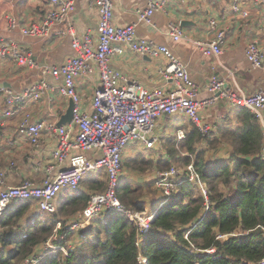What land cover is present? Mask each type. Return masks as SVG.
I'll return each mask as SVG.
<instances>
[{"label": "crops", "instance_id": "crops-1", "mask_svg": "<svg viewBox=\"0 0 264 264\" xmlns=\"http://www.w3.org/2000/svg\"><path fill=\"white\" fill-rule=\"evenodd\" d=\"M69 1L74 3L75 11L65 22L50 26L44 35L28 36L24 35L22 30L33 24H43L50 9L49 0H0V40L14 43L19 48L28 50L37 64V68H29L17 65L13 57L0 60V171H6V183L9 186L19 185L24 180L41 184L46 177H55L61 170L53 157V151L57 149L59 142V137L54 129L46 127L42 131L39 146L33 145L26 136L18 133L17 127L25 110L32 112L33 122L67 127L77 133L73 119H65L72 101L59 91L63 78L45 74L44 69L53 66L59 67L68 59L78 56L80 49L73 46L74 41L81 43L87 35H90L93 44H95L99 35L100 15L98 9L92 4V0ZM111 1L113 3V22L116 26L136 25L138 37L167 46L179 60L186 64L190 76L197 86L199 99L203 100L211 96L207 84L213 75L219 76L232 93L239 94L242 89L246 93L252 94L264 88V69L254 68L246 57V49L253 42L259 44L264 50V0H247L244 5L249 10L248 18L233 12L229 0H159L161 7L152 16L150 24L139 21L137 16L138 10L148 8L149 0ZM212 19L217 21L218 28L224 30L226 34L222 43L224 53L220 58L205 55L203 50L195 47L190 41H175L171 35V26L175 25L190 38L210 40L215 34L210 26ZM11 20L17 21V28L10 27ZM166 64L167 60L164 57L140 55L128 48L122 55L112 56L109 61V66L113 70L120 72L130 81L138 82L143 89L160 88L169 91L174 86V81L165 79L160 73V69ZM90 65L92 72L79 76L75 80L76 90L81 101L80 110L87 114L93 112L92 100L96 89L101 84L96 62L92 60ZM230 73L233 75L231 76ZM41 81H45L53 89H46L39 101L33 104L28 102V105L23 108V103H17L15 115L6 116V93L4 90L10 89L14 94H20L27 88L38 85ZM5 83H9L10 86L4 87ZM233 108L235 107L229 105L226 100H220L205 112L204 119L211 126V130L215 132L213 134L219 139L220 144L228 147L227 150L225 148L227 154L221 156L222 158L216 157L213 161L228 158L233 151L231 144L224 141L219 133V127L226 129L236 127L238 119ZM172 118L180 120V123L171 122ZM179 127L188 132L191 130L192 124L184 115L177 114L162 118L155 128V134L159 139L155 148L147 150L142 144L134 142L127 147L124 161L128 160L130 163L138 157L145 156L154 162L152 175L147 174L143 177L138 173L139 175L133 180L136 185L144 188L145 194H148L150 189H155L160 193V190L153 184L154 179L159 181V172L164 170L159 169L160 165L166 160L171 164L176 162L177 156L174 157L168 152V146L174 145L176 131ZM72 152L79 153L78 151ZM84 154L91 160L99 159L102 156L101 151L97 149H92ZM50 165L54 166L51 172L48 170ZM102 175L106 179L103 169L98 171L97 175L92 172L76 191L70 189L62 191L56 199L59 213L66 217L67 214L62 211V207L70 196L78 194L81 190L88 191L84 183L94 177L100 180ZM161 196L160 198L159 194L155 200L150 199L148 195L145 198L151 202L160 198L159 202L161 203L163 193ZM14 203L9 208L17 204ZM144 203L146 205V202ZM156 205L147 211L155 213ZM39 214L44 213L38 209L35 203H32V208L27 213L28 219L25 218L26 223L27 221L32 222L34 217ZM69 239L71 245L74 246L80 244L81 241L75 233L71 234Z\"/></svg>", "mask_w": 264, "mask_h": 264}, {"label": "built area", "instance_id": "built-area-1", "mask_svg": "<svg viewBox=\"0 0 264 264\" xmlns=\"http://www.w3.org/2000/svg\"><path fill=\"white\" fill-rule=\"evenodd\" d=\"M232 11L239 13L244 18L249 17V10L245 7L247 0H229ZM257 1V0H256ZM50 9L42 25H32L23 29V33L29 36L44 35L48 28L54 24L63 23L75 10L74 4L69 0H49ZM100 15L98 44L93 48V40L90 35L84 38L83 43L74 41L73 46L80 49L77 58L68 60L65 64L57 67H47L45 74L55 78L62 77L63 83L59 88L60 93L73 100V118L77 133L67 127H56L53 124L46 125L44 122H33V114L25 110L17 127L18 132L36 145H40L42 131L49 127L54 129L59 137V144L53 151V157L58 162L61 170L55 177L47 178L41 184H35L24 180L23 184L16 187H7L5 176L0 172V214L3 209L14 199H38L44 210L53 212L55 207L53 199L63 189L79 187L81 180L94 172L97 168L105 166L110 176L109 191L105 194L92 197L87 208L79 214L74 227L79 228L106 209L121 208L120 202L115 197L114 188L121 169L122 150L130 143L142 144L145 149L154 148L157 137L154 131L158 120L164 115L183 113L199 125L203 132L210 130V125L205 122V112L214 103L226 100L232 107L243 106L253 112L261 125L264 127V88L246 93L240 89V93H232L220 79L213 76L208 82L210 97L199 99L197 86L192 81L186 64L176 58L165 46H159L147 40H140L135 35V27H116L113 24V6L111 0H93ZM159 0H149L148 8L138 10L137 16L140 21L151 23L152 16L160 9ZM11 28L18 27V23L12 20ZM210 26L215 34L210 40H196L185 35L178 26H171V35L175 41L187 40L194 44L208 56L220 58L224 49L222 43L225 40V31L218 28L217 21L212 19ZM129 47L132 51L152 57L163 56L168 63L160 69L161 75L168 80L174 81V86L169 91L163 89L147 90L137 84L126 83L123 76L109 67L110 58L124 52L122 46ZM13 57L17 65L29 68H37L31 52L19 48L14 43L0 40V60ZM246 57L256 69H264V50L257 43H251L246 49ZM95 61L100 69L101 84L96 89L92 100L93 113L87 114L80 110V97L76 90L75 80L82 75L92 72L91 61ZM232 76L233 74L230 73ZM1 78V74H0ZM53 89L45 81L38 85L27 88L20 94H14L12 90L5 89L6 107L5 114L8 117L16 113L17 103H23L22 108L39 101L46 89ZM180 138L183 134L180 133ZM78 151V155L70 156L69 151ZM91 149L101 151L102 156L98 162L90 161L84 153ZM264 159V153H263ZM67 162V164H65ZM54 166L50 165L51 172ZM191 180H195L192 165ZM179 171L172 167L168 172L161 175L157 182L167 195H171L175 188L172 178ZM200 195L204 199V211L209 209L211 201L207 190L200 188ZM143 221L140 226L148 228L150 219L142 220L141 215L136 216ZM236 233L218 234L217 239L226 240ZM60 238H63L61 236ZM209 253L215 249L206 250Z\"/></svg>", "mask_w": 264, "mask_h": 264}, {"label": "trees", "instance_id": "trees-1", "mask_svg": "<svg viewBox=\"0 0 264 264\" xmlns=\"http://www.w3.org/2000/svg\"><path fill=\"white\" fill-rule=\"evenodd\" d=\"M232 110L238 119L236 127H219L222 139L233 149L228 158L208 159L205 150L219 139L212 130L209 137L207 133L203 135L193 124L186 138L176 139L172 149H168L172 156H177L176 162H194L209 191L211 204L207 211L199 188L185 181L155 210L145 231L125 214L113 212L92 219L80 229V244L63 243L68 247V256L62 252L47 254L37 264H264V160L261 157L264 130L256 115L246 107L237 106ZM204 144L207 146L203 149ZM129 165L140 170L152 168L154 162L143 156ZM170 165L166 160L159 169ZM123 166L124 162L122 169ZM84 184L88 191L71 195L62 207L67 214L64 218H74L94 194L104 192L107 176L105 181L94 177ZM116 195L127 209H146L145 191L141 186L120 182ZM31 208V202H21L0 216V264H21L34 253L36 245L54 233L59 220L58 232L64 233L69 242L71 234L74 235L66 226L68 220L54 217L59 208L54 215L39 214L26 223ZM69 208L73 210L68 211ZM230 233L236 235L217 239L218 234ZM209 249L215 251L209 253L206 251Z\"/></svg>", "mask_w": 264, "mask_h": 264}, {"label": "bare ground", "instance_id": "bare-ground-1", "mask_svg": "<svg viewBox=\"0 0 264 264\" xmlns=\"http://www.w3.org/2000/svg\"><path fill=\"white\" fill-rule=\"evenodd\" d=\"M112 2V1H111ZM73 3V2H72ZM74 4V3H73ZM92 4L94 5V3H93V0H92ZM95 6V5H94ZM112 6H113V3H112ZM75 7V6H74ZM96 7V6H95ZM97 8V7H96ZM75 11V10H74ZM73 11V12H74ZM72 12V13H73ZM71 13V14H72ZM70 14V15H71ZM69 15V16H70ZM68 16V17H69ZM68 19V18H67ZM113 19H114V17H113ZM139 19V18H138ZM99 20H100V18H99ZM12 21V20H11ZM11 21H10V23H11ZM140 21V20H139ZM141 22H143V21H141ZM143 23H145V22H143ZM59 24H61V23H59ZM113 24H114V22H113ZM146 24H150V23H146ZM33 25H38V24H33ZM54 25H57V24H54ZM32 26V25H31ZM30 26V27H31ZM114 26H116L115 24H114ZM128 26H134L135 27V35H136V37L138 38V39H140V40H146V39H143V38H140V37H138L137 36V33H136V25H134V24H132V25H128ZM128 26H125V27H128ZM11 27V26H10ZM116 27H119V26H116ZM125 27H120V28H125ZM17 28V27H16ZM26 28H29V27H26ZM14 29V28H13ZM25 29V28H24ZM98 29H99V26H98ZM22 32H23V30H22ZM24 34V33H23ZM25 35V34H24ZM29 36V35H28ZM38 36H40V35H38ZM99 36V35H98ZM98 41L99 40H97V42L95 43V44H93L92 46H93V48H95L96 46H97V44H98ZM147 41H149V42H152V41H150V40H147ZM81 43H83V41L81 42ZM153 43V42H152ZM253 43H256V42H253ZM154 44H156V43H154ZM115 46H122V45H119V44H117V43H115L114 44ZM156 45H158V44H156ZM159 46H164V45H159ZM123 48H124V52H125V49L126 48H128L129 50H131L129 47H125L124 45L122 46ZM165 47H167V46H165ZM168 48V47H167ZM169 49V48H168ZM170 50V49H169ZM132 51V50H131ZM171 51V50H170ZM123 52V53H124ZM134 52V51H133ZM123 53H121V54H118V53H116V54H114V55H122ZM135 53H137V52H135ZM172 53V52H171ZM203 53H204V51H203ZM138 54H140V53H138ZM173 54V53H172ZM205 54V53H204ZM80 55V54H79ZM78 55V56H79ZM113 55V56H114ZM140 55H142V54H140ZM174 55V54H173ZM206 55V54H205ZM78 56H76V57H73V58H70V59H74V58H77ZM147 56H150V55H147ZM175 56V55H174ZM208 56V55H207ZM150 57H152V56H150ZM160 57H163V56H160ZM176 57V56H175ZM112 58V57H111ZM110 58V59H111ZM157 58V57H156ZM165 58V57H164ZM177 58V57H176ZM70 59H68V60H70ZM166 59V58H165ZM67 60V61H68ZM167 60V59H166ZM66 61V62H67ZM110 61V60H109ZM65 62V63H66ZM64 63V64H65ZM167 63H168V60H167ZM97 64V63H96ZM109 64V63H108ZM97 67H98V69H99V66H98V64H97ZM110 67V66H109ZM111 68V67H110ZM112 69V68H111ZM113 70V69H112ZM114 71H116V70H114ZM99 72H100V69H99ZM118 72V71H117ZM120 73V72H119ZM121 74V73H120ZM122 75V74H121ZM123 76V75H122ZM213 76H215V75H213ZM212 76V77H213ZM211 77V78H212ZM123 78L125 79V81H126V83L128 84V83H131V84H137V85H139L140 87H142L138 82H136V81H130V80H128L127 78H125L124 76H123ZM210 78V79H211ZM193 81V80H192ZM225 83V82H224ZM226 84V83H225ZM207 88H208V84H207ZM157 89H160V88H157ZM154 90H156V89H154ZM164 90V89H163ZM164 91H166V90H164ZM67 98H69V97H67ZM71 99V98H70ZM71 101H72V103H73V100L71 99ZM218 102V101H217ZM216 102V103H217ZM216 103H214V104H216ZM213 104V105H214ZM247 108V107H246ZM93 113V112H92ZM91 114V113H90ZM177 114H179V115H184L185 117H187L188 118V120L190 121V123L191 124H193V125H195L197 128H198V130L204 135V134H206V133H208L209 131H211V126H210V130L208 131V132H203L201 129H200V127H199V125L198 124H196V123H194L191 119H190V117L189 116H187V115H185V114H183V113H175V114H172V115H177ZM172 115H164V116H162V117H160V119H162V118H168V117H170V116H172ZM73 119V123H74V118H72ZM159 119V120H160ZM159 120H158V122H159ZM206 122V121H205ZM158 124V123H157ZM209 124V123H208ZM157 126V125H156ZM19 133V132H18ZM180 133H182L183 134V137H181L180 138ZM20 134V133H19ZM154 136L155 137H157V135L155 134V131H154ZM186 138V131H185V129L184 128H182V127H179L178 129H177V131H176V139L178 140V141H183L184 139ZM158 137H157V142H156V144H155V146H154V148L156 147V145L158 144ZM58 144H59V142H58ZM34 145V144H33ZM36 146V145H35ZM129 146V144L122 150V153H121V169H120V172H119V175H118V178H117V181H116V186H115V188H114V194H115V197L118 199V201L120 202V205H121V208H113V209H106V210H104L103 212H101L99 215H97V216H95V217H93L92 219H95V218H97V217H100V216H106V215H109V214H111V213H113V212H119V213H123V214H125L127 217H128V219L130 220V221H132V222H136L138 225H139V227H140V229L142 230V231H145L146 229H143V228H141V226H140V224H141V222H143V221H141V220H139V219H137L136 218V216L137 215H141V219L142 220H148V219H150V222L153 220V218H154V215H155V213L154 212H151V211H134V210H130V209H127V208H125L124 207V205L122 204V202L119 200V198L117 197V195H116V189H117V187H118V185H119V176H120V174H121V172H122V164H123V158H124V153H125V151H126V149H127V147ZM153 149V148H152ZM92 150V149H91ZM95 150V149H94ZM72 151H75V150H73V149H71L70 151H69V154H70V156H75V155H78V153L76 152V153H73ZM90 151V150H89ZM99 151V150H98ZM263 153H264V146H263V149H262V153H261V157L263 156ZM186 155H189L190 156V154H188V153H185ZM86 156V155H85ZM100 159V158H99ZM99 159H96V160H91V159H89L90 161H92V162H94V163H96V162H98V160ZM262 159H263V157H262ZM264 160V159H263ZM56 161V160H55ZM56 163L58 164V162L56 161ZM59 165V164H58ZM192 165V167H193V173L196 175V177H195V180H191V175H192V170H190L189 169V167ZM172 167H175L178 171H179V174L178 175H176V176H174L171 180H172V182L174 183V185H175V188H174V190L178 187V184H180V183H183V182H185V181H189V182H191L192 184H194V185H196L198 188H199V190H200V188L201 187H204L206 190H207V192H208V195H209V191H208V188H207V186H206V184H205V182L201 179V177L199 176V174L196 172V170H195V167H194V162H190L189 164H185V166H183V167H178L177 165H175V164H171L170 165V167L169 168H167V169H164V170H162V171H160L159 172V177H158V179L160 180L161 179V175L162 174H164L165 172H168V171H170L171 169H172ZM104 170V172L106 173V176H107V188H106V190L104 191V192H102V193H97V194H94L92 197H94V196H97V195H101V194H105V193H107L108 191H109V187H110V176H109V172H108V170H107V168L105 167V166H101V167H99V168H97L94 172H98V171H100V170ZM0 172H3V173H5L6 174V176H5V180H6V177H7V173H6V171H0ZM47 178H52V177H46L45 179H47ZM44 179V180H45ZM43 180V181H44ZM84 180V178L81 180V182ZM24 182V181H23ZM23 182L21 183V184H19V185H16V186H20V185H22L23 184ZM81 184V183H80ZM6 186L7 187H16V186H9L7 183H6ZM80 186V185H79ZM1 187V186H0ZM79 188V187H78ZM78 188H76V189H72V188H67V189H70V190H73V191H76ZM162 188V187H161ZM65 189H63V190H61L60 192H58L57 193V195L55 196V198L53 199V205H54V207H55V211H53V212H50V211H47V210H44V209H42V207H41V203H40V200H38V199H14V200H12L8 205H7V207L6 208H4L3 209V211H2V213L0 214V216L9 208V206L12 204V203H14L16 200H25V201H30V202H32V203H35V205H37V207H38V209L42 212V213H44V214H47V215H54V214H56L57 213V211H58V208H57V205H56V199H57V197H58V195L62 192V191H64ZM162 190H163V201H161V203H160V206H162L168 199H169V196L170 195H167L166 193H165V191H164V189L162 188ZM173 190V191H174ZM2 191V189L0 188V192ZM172 191V192H173ZM92 197H91V199H92ZM88 206V205H87ZM87 206L83 209V211L87 208ZM82 211V212H83ZM81 212V213H82ZM204 214H205V212H204ZM78 216H79V214L77 215V216H75L74 218H72V221H70V220H68V221H66L65 223H66V226L67 227H69L75 234L80 230V229H82V228H85L88 224H86V225H84V226H82V227H79V228H75L74 227V225H75V223H77L78 221H77V218H78ZM203 218V217H202ZM91 219V220H92ZM70 221V222H69ZM91 222V221H90ZM61 228V223H60V221H58L57 222V225H56V227H55V229H54V233L49 237V238H47V240L45 241V243H44V245H45V250H43L42 251V254L41 255H39L38 257H36L34 260H32L31 262L32 263H35V264H37L41 259H44L45 258V256L47 255V254H51V253H58V252H62L65 256H68V247H66V246H63L62 244L63 243H66V244H69V245H71V243L69 242V241H67L66 240V235L64 234V233H59L58 231H59V229ZM61 236H63V238H60ZM53 237V238H52ZM50 238H52V239H50ZM185 238H188V233H186L185 234ZM195 251H199L197 248L195 249ZM195 264H200L199 262H196Z\"/></svg>", "mask_w": 264, "mask_h": 264}, {"label": "rangeland", "instance_id": "rangeland-1", "mask_svg": "<svg viewBox=\"0 0 264 264\" xmlns=\"http://www.w3.org/2000/svg\"><path fill=\"white\" fill-rule=\"evenodd\" d=\"M171 122H174L175 124H179L180 123V120H178V119H171L170 120ZM210 132V131H209ZM209 132L207 133V135L206 136H210L209 135ZM174 141H176V137H175V140ZM205 142H206V140H205ZM161 144H162V138H161ZM205 146H202V148L204 149V147H206L207 146V144H204ZM224 144H220L219 142H217L216 141V143H214V145L212 146V147H209L207 150H205L206 151V154H207V157H208V159H212V158H216V157H220V158H222L221 156H224L225 154H227L228 152L226 151L227 149H228V147H225L226 145H224ZM199 147H201V146H199ZM141 149H142V147H140ZM225 148H226V150H225ZM168 149H172V147L171 146H168ZM175 151H176V153H178V150L175 148ZM186 152H184L183 154H185ZM123 162H124V166H123V169H122V172H121V174H120V176H119V183L120 182H122V183H130V184H132L133 186H139V185H136L134 182H133V180H135V178H136V176L137 175H139L138 173H140L141 174V176H145V175H152V168H148V169H134V168H131V167H129L130 165V163H127L128 162V160H126V161H124V158H123ZM172 164H175V165H177L178 167H183V166H185V164H183V163H180V162H173ZM144 170H147V171H144ZM96 173V175L98 174V172H95ZM100 175V174H99ZM87 176H85L84 177V179L86 178ZM102 177V179L103 180H105L104 178H105V176L104 175H102L101 176ZM102 179H100V180H102ZM83 183V182H82ZM153 184H154V186L156 187V188H158L159 190H160V193H159V191H157V190H152V189H150V191H149V193L148 194H145V197H146V195H148V197L150 198V199H154L155 200V197H157L159 194H160V198L162 197L161 196V194L163 193V190H161V188L160 187H158L157 186V181L154 179L153 180ZM152 188V187H151ZM93 193V192H92ZM99 193V192H98ZM160 198H159V200H160ZM159 200H156V201H149V200H147L146 198H145V202H146V211L148 210V209H152L154 206L153 205H156L157 207H159V204H160V202H159ZM163 200V198L161 199V201ZM21 202H26L25 200H16L15 201V203H21ZM150 202V203H149ZM159 202V203H158ZM14 203V204H15ZM155 206V208L157 209V207ZM73 209L72 208H69L68 209V211H72ZM70 215H72V214H70ZM59 216V217H58ZM50 217V216H49ZM54 217H58L57 219H63V220H70V221H72V216H70V217H68V218H64L63 217V214L62 213H59V211H58V213H57V215H55ZM51 218H53V217H51ZM60 221V220H59ZM69 221V222H70ZM79 232V231H78ZM78 232L76 233V235L78 236ZM53 238V237H52ZM52 238H50V239H52ZM47 239H45L44 241H42V242H40L38 245H36V247H35V249H34V254H32V255H30V256H28V257H25L24 258V260L21 262V264H35V263H32L31 261L32 260H34L36 257H38L39 255H41L42 254V251L43 250H45V245H44V243H45V241H46ZM42 245V246H41ZM42 247V248H41Z\"/></svg>", "mask_w": 264, "mask_h": 264}, {"label": "water", "instance_id": "water-1", "mask_svg": "<svg viewBox=\"0 0 264 264\" xmlns=\"http://www.w3.org/2000/svg\"><path fill=\"white\" fill-rule=\"evenodd\" d=\"M3 86L4 87H9L10 86V84L9 83H5V84H3ZM73 103H71V105H70V108H69V110H68V113H67V115L65 116V119H67V120H72V118H73Z\"/></svg>", "mask_w": 264, "mask_h": 264}]
</instances>
